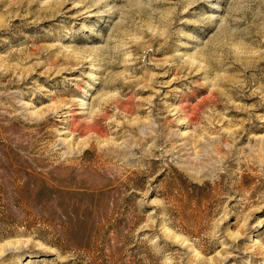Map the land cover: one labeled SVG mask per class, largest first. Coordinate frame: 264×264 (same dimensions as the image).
Instances as JSON below:
<instances>
[{
  "label": "rangeland",
  "instance_id": "1",
  "mask_svg": "<svg viewBox=\"0 0 264 264\" xmlns=\"http://www.w3.org/2000/svg\"><path fill=\"white\" fill-rule=\"evenodd\" d=\"M0 264H264V0H0Z\"/></svg>",
  "mask_w": 264,
  "mask_h": 264
}]
</instances>
